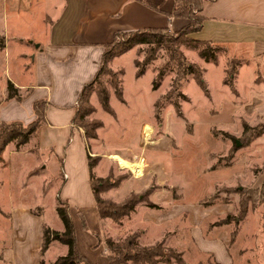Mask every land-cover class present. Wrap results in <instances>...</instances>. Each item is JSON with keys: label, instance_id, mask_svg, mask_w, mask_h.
I'll return each instance as SVG.
<instances>
[{"label": "rangeland", "instance_id": "rangeland-1", "mask_svg": "<svg viewBox=\"0 0 264 264\" xmlns=\"http://www.w3.org/2000/svg\"><path fill=\"white\" fill-rule=\"evenodd\" d=\"M20 1L0 0V102L7 96L5 81L10 75L15 80L20 79L19 83L31 81L30 74L25 73L30 65L27 59L30 41L34 40L32 36L40 38L42 34L43 11L28 0H22L24 6ZM134 48L138 49L135 53H125L109 63L112 77L98 78L89 99L94 113L83 122L101 124L96 130L97 138L86 139L92 155L90 163L95 164L92 184L103 191L99 198L116 207L130 196L134 199L142 197L143 201L138 203V210L127 221L128 225L123 222L119 227L111 220L103 219L96 238L97 247L106 254L108 239L122 243L134 235L139 237L144 231L140 219L143 209L151 194L158 192L154 196L164 207L166 199L178 205L194 204L205 209L216 205L228 209L227 213L204 223V234L212 238L215 233H226L232 264H264V203L252 205L246 201L250 197L248 192L260 188L264 181V45L255 50L254 47L220 48L217 64L204 62L195 51L182 46L180 50L186 64H195L201 69L208 91L206 95L192 75L178 77L175 63L163 68L168 61L164 49L152 55L145 45ZM145 58L152 60L143 67L144 75L137 78L135 62L141 66ZM162 69V80L154 90L153 82ZM120 71L122 75H117ZM113 85L121 89L123 102L116 98ZM103 88L108 92L112 114L103 111L99 104L96 91ZM80 129L85 136V129ZM261 131V136L251 139ZM235 141L239 142L238 147H235ZM113 154L124 156L129 162H140L143 176L137 179L130 171L120 170L108 158ZM6 156L7 151L3 157ZM24 169L20 167L19 175L16 171L11 180L12 187L2 185L1 182L9 177L0 173V208L7 211L8 202L12 200L38 205L48 202L43 204V211L40 208L35 211L42 212L46 224L55 226L56 221H60L49 197L39 199L41 190L47 196L49 187L45 183L39 184L41 190L36 185L27 187L28 182H23ZM47 171L52 175L54 167L49 165ZM114 182L120 184L113 188ZM124 183L132 185L131 191L135 193H129L128 186L119 187ZM11 191L13 196L9 194ZM16 194L18 199L14 198ZM242 199L248 210L245 217L238 220ZM168 205L161 211L145 210L154 215L172 212L174 205ZM227 217H230L228 222ZM186 220L187 217H182L178 221L182 222V236L172 242L173 239L167 237L171 234H166L163 247L179 254L184 264H216L213 257L190 246ZM174 222H168L165 228L147 226L148 242L159 238L169 228L173 232L178 228ZM7 226L5 231L0 219V241L9 244ZM129 226L132 229L128 231ZM138 228L141 230L134 231ZM67 250L66 246L55 245L44 256L43 262L53 264L57 258L65 256Z\"/></svg>", "mask_w": 264, "mask_h": 264}, {"label": "crops", "instance_id": "crops-1", "mask_svg": "<svg viewBox=\"0 0 264 264\" xmlns=\"http://www.w3.org/2000/svg\"><path fill=\"white\" fill-rule=\"evenodd\" d=\"M20 2L24 6V2ZM28 3L44 13L42 34L40 38L32 36L31 39L34 40L30 41L31 48L27 54L30 65L25 73L30 74L31 81L19 83L20 79L15 80L11 75L6 78V84L10 82L18 89L21 101L7 100L5 96L0 102V122L29 125L36 118L33 106L37 102L45 103V120L19 150L14 143L6 146L0 157V173L6 174L9 180L1 183L12 187V177L16 171H21L20 167H25L22 176L23 182H28L27 187L36 185L41 190L39 184L43 186L44 183L49 187L47 196L41 190L39 199L49 197L54 211L58 201L66 204L81 255L90 264H109L106 255L101 253L99 247H95L97 239L93 234H98L103 219L98 216L92 190L90 176L95 174L89 168L92 155L85 136L74 122L75 105L82 89L93 80L98 71L104 46L112 42L116 33L146 29L178 32L187 26L188 21L168 17L174 8L173 0H28ZM146 3L158 10L148 7ZM201 15L205 22L199 32L188 36L192 40L210 42L224 49L235 46L241 49L254 47L255 50L257 46L264 45V0L204 2ZM137 48L129 52L135 53ZM6 151L7 156L3 157ZM49 165L54 167L52 175L47 173ZM46 180L49 182L46 183ZM123 186L129 187V193H135L134 190L131 191L132 185L124 183L119 187ZM155 193L149 197L150 203L157 206L158 211L165 210L167 204L174 205L171 207L173 211L154 215L147 211L152 210L150 207L143 209L140 219L144 231L136 239L138 248L150 247L156 243L164 245L166 234H171L167 237H171L174 242L183 232L182 222L178 221L187 217L190 246L213 257L216 264H232L228 253L230 241L226 233H215L214 237L209 238L203 232V225L207 220L216 219L218 215L227 213L228 209L216 205L208 209L194 204L178 205L166 199L164 207L154 196ZM9 194L13 196L12 191ZM14 198L18 199V194ZM44 203L48 202L38 205L12 200L8 202L7 211L0 208L3 228L8 225L10 236L9 244L0 241V264H39L51 247L62 245L54 241L44 255L40 254L43 225L58 233L63 232L60 220L59 223L56 221L55 226H49L44 222L42 212L35 211L38 208L43 211ZM137 208L138 205L128 217L115 224L122 227L121 224L126 222L128 225L127 221L137 212ZM168 222L177 223L178 228L173 232L169 228L149 243L146 238L147 226L165 228ZM130 229L131 226L128 231ZM139 229L141 230L138 228L134 231ZM4 239L7 240V237ZM114 240L112 241L118 243Z\"/></svg>", "mask_w": 264, "mask_h": 264}, {"label": "trees", "instance_id": "trees-1", "mask_svg": "<svg viewBox=\"0 0 264 264\" xmlns=\"http://www.w3.org/2000/svg\"><path fill=\"white\" fill-rule=\"evenodd\" d=\"M141 1V0H140ZM215 0H173L174 8L172 13L168 16L170 18H181L188 21L186 27L178 32H170L168 30H157V29H146L139 30L135 32L121 33L118 32L114 35L111 43L104 46V51L102 54V59L98 71L93 78V80L86 85L78 96L77 103L75 105V124L80 128L85 129V137L89 140H95L97 138L96 130L101 127V124L97 123H84V119L94 113V110L89 106V99L93 91V86L97 83V80L101 76H113L109 68V63L123 54L129 52L136 46L145 45L149 47L150 53L153 55L157 50L161 48L168 54V61L164 64V69L170 67V63H175L178 69V77H183L184 75L190 74L193 79L197 82L201 90L207 94V87L202 79L201 69L193 64L187 65L185 61V56L183 55L180 48L182 46L189 47L191 50L195 51L197 56L206 63L217 64L218 56L220 52V47L214 46L210 42L196 41L190 39L188 36L193 33H197L202 29L205 18L201 15L202 7L204 2H213ZM146 5L154 10H158L157 7L146 3ZM170 33V34H169ZM172 34V35H171ZM120 38H122L120 40ZM152 58H145L142 65L140 66L138 62H135V67L137 68L136 77L139 78L144 75V66L150 63ZM162 69L158 75L156 81L153 82V89L156 90L159 83L163 77ZM230 77L232 76V71H230ZM122 75L120 71L117 75ZM116 75V76H117ZM116 87L115 85H113ZM7 100L15 99L16 101H21V96L19 95L18 89H16L13 84L7 82L6 84ZM99 104L103 111L112 114V110L109 106V95L106 89H97L96 91ZM116 98L123 102L122 91L116 87L115 90ZM166 98V97H165ZM45 103L37 102L33 106L35 113V120L27 126H23L19 122L4 123L0 122V157L5 150L6 146L10 143H14L16 149H20L28 141L32 134H34L39 126L45 120ZM177 112L178 107L175 106ZM78 122V123H77ZM83 124V125H82ZM246 129L248 127H245ZM245 133V129H244ZM263 132H258L251 139L258 138ZM94 163L89 162L90 172L92 171ZM93 175L90 176L93 180ZM120 182H114L113 188L117 187ZM92 190L96 202V208L98 216L100 219L111 220L114 223H119L124 217H128L142 200L134 199L130 196L125 203L119 205V207L113 204H107L99 198V194L103 191L100 189H95L92 184ZM149 191H147V194ZM249 196L246 201L255 205L256 202L259 204L264 203V181L260 188L249 191ZM146 197V196H145ZM143 197V199L145 198ZM148 201V200H147ZM246 201L240 202V213L241 220L245 217L248 206ZM147 206L151 209L158 210L159 208L151 203L146 202ZM258 204V203H257ZM253 207V206H252ZM56 214L63 225V232L58 233L53 231L43 225L42 227V241L40 254L44 253L49 249L52 242L56 241L67 247V254L65 256L57 258L53 264H90L84 256L78 250L77 241L75 236V229L72 220L69 217L68 209L66 204L58 201L55 208ZM1 213V211H0ZM230 220L227 217L226 222ZM85 227V223L83 222ZM96 238L97 235L93 234ZM138 235H134L128 239H125L122 243H115L111 239L106 241V258L109 264H184L181 256L170 249H165L163 243H158L150 247L138 248L136 244V239ZM97 248V245L95 246ZM94 247V248H95ZM39 264H45L42 261Z\"/></svg>", "mask_w": 264, "mask_h": 264}, {"label": "bare ground", "instance_id": "bare-ground-1", "mask_svg": "<svg viewBox=\"0 0 264 264\" xmlns=\"http://www.w3.org/2000/svg\"><path fill=\"white\" fill-rule=\"evenodd\" d=\"M108 158L115 162L120 170L130 171L135 176V178L138 179L143 176V165L140 162L126 161L118 154H113Z\"/></svg>", "mask_w": 264, "mask_h": 264}, {"label": "water", "instance_id": "water-1", "mask_svg": "<svg viewBox=\"0 0 264 264\" xmlns=\"http://www.w3.org/2000/svg\"><path fill=\"white\" fill-rule=\"evenodd\" d=\"M235 147H238L239 146V142L238 141H235Z\"/></svg>", "mask_w": 264, "mask_h": 264}]
</instances>
